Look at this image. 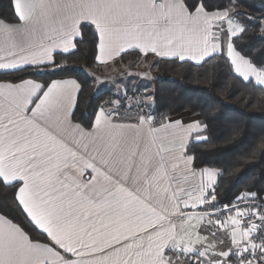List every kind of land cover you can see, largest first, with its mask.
I'll return each mask as SVG.
<instances>
[{"label": "snow or ice", "instance_id": "1", "mask_svg": "<svg viewBox=\"0 0 264 264\" xmlns=\"http://www.w3.org/2000/svg\"><path fill=\"white\" fill-rule=\"evenodd\" d=\"M240 15L262 19L204 0H13L0 74L21 75L0 81V189L23 219L0 213V264H264V190L218 200L220 173L188 151L202 140L191 124L122 116L125 96L85 125L76 79L25 78L74 70L58 52L90 27L97 62L137 50L203 64L226 50L231 71L264 86V61L233 43Z\"/></svg>", "mask_w": 264, "mask_h": 264}, {"label": "trees", "instance_id": "2", "mask_svg": "<svg viewBox=\"0 0 264 264\" xmlns=\"http://www.w3.org/2000/svg\"><path fill=\"white\" fill-rule=\"evenodd\" d=\"M209 11L229 7L236 13L260 17V23H252L244 15L237 17L247 30L233 41L235 47L254 62L264 61V0H204ZM0 18H13V0H0ZM84 40L78 50L69 54L58 52L60 63L75 69L55 74L35 75L31 78L46 81L72 77L82 87L74 112L76 122L87 125L92 114L102 104L112 101L110 90H99L91 71L98 67L95 60L92 29L85 28ZM224 52L217 53L203 64L177 59L158 58L138 51L123 53L119 61L123 66L145 59L155 61L158 78L152 91L151 113L161 117H174L184 111L199 114L205 125L203 132L195 135L201 142L190 143L188 151L195 154L199 164L218 170L216 194L218 200L227 203L241 190H264V87L253 80L245 82L231 71ZM28 71H34L28 69ZM17 74H0V81L13 80ZM199 166V165H198ZM7 193V196L4 194ZM0 213L9 218L23 216L13 203L11 189H0Z\"/></svg>", "mask_w": 264, "mask_h": 264}, {"label": "crops", "instance_id": "3", "mask_svg": "<svg viewBox=\"0 0 264 264\" xmlns=\"http://www.w3.org/2000/svg\"><path fill=\"white\" fill-rule=\"evenodd\" d=\"M230 13L233 14L231 10H230ZM228 38L232 39L230 36ZM129 51H137V50H129ZM129 51H126V52H129ZM222 52L226 54V50H222ZM119 58L120 56L117 57L115 61H108L107 63L98 62L99 63L98 67L91 71L97 88L99 90H110L114 96L112 101L120 100L121 98L125 96L127 97V99L123 102L129 105H133V107H131L130 109L122 108L121 109L122 116L126 114L127 116L134 118L138 113L151 114L153 116V114L151 113L152 102H153L152 91H153V86H154L156 78L147 79V78H142V75L133 76L134 74H132V76L126 77L127 70L133 69L134 66L136 65H133L134 63H131L130 65L128 64L127 66H123L120 63ZM153 64H154L153 67L156 73L155 75H157L155 61L153 62ZM134 80L137 81L136 84L133 82ZM78 83L80 84L79 81ZM134 86L139 88V90L136 91V94H131L135 92ZM144 97L147 99L145 100V102L142 100ZM105 105L107 104H102L101 106H105ZM107 106L111 107V105H107ZM171 118L182 120L186 125L191 124L193 128L192 138L195 135L203 132L205 129V125L203 124L201 120V116L199 114H193L189 111H184ZM165 122H167V120ZM202 234L207 235V232L206 231L202 232ZM169 255H171V253H169Z\"/></svg>", "mask_w": 264, "mask_h": 264}, {"label": "rangeland", "instance_id": "4", "mask_svg": "<svg viewBox=\"0 0 264 264\" xmlns=\"http://www.w3.org/2000/svg\"><path fill=\"white\" fill-rule=\"evenodd\" d=\"M153 62H154L153 60L146 61L144 58L140 59L138 61L130 62L129 65L131 63H134L133 65H136V66H134L133 69L129 68L130 70H127L126 77L127 76H132V74H134L133 76L142 75V78H147V79L156 78L157 79L158 78V74L155 75L156 73H155V70H154V67H153L154 66ZM133 82L135 84L137 83V81H135V80ZM129 83H130V81H129ZM138 90H139V88L135 87V92H133L131 94H136V91H138ZM142 97H143V95H142ZM142 100L145 102V100H147V99L144 97Z\"/></svg>", "mask_w": 264, "mask_h": 264}]
</instances>
